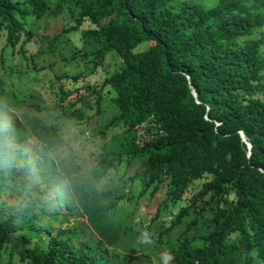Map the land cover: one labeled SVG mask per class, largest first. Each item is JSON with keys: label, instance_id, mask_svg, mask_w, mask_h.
I'll list each match as a JSON object with an SVG mask.
<instances>
[{"label": "trees", "instance_id": "obj_1", "mask_svg": "<svg viewBox=\"0 0 264 264\" xmlns=\"http://www.w3.org/2000/svg\"><path fill=\"white\" fill-rule=\"evenodd\" d=\"M61 11L60 29L36 30ZM0 39V64L19 58L0 110L20 144L74 123L91 155L70 173L42 156L35 184L0 169V264H264V0H0ZM56 57L80 68L42 89L8 81H41Z\"/></svg>", "mask_w": 264, "mask_h": 264}, {"label": "clouds", "instance_id": "obj_2", "mask_svg": "<svg viewBox=\"0 0 264 264\" xmlns=\"http://www.w3.org/2000/svg\"><path fill=\"white\" fill-rule=\"evenodd\" d=\"M9 113L10 110L6 107L0 110V169L7 171L20 167L25 171L29 182L35 184L39 179L41 157L46 155L49 163L55 165L60 172L72 171L83 151L82 141L77 140L72 126L62 130L58 141H29L21 145ZM138 239L141 243H150L146 232H142Z\"/></svg>", "mask_w": 264, "mask_h": 264}, {"label": "rangeland", "instance_id": "obj_3", "mask_svg": "<svg viewBox=\"0 0 264 264\" xmlns=\"http://www.w3.org/2000/svg\"><path fill=\"white\" fill-rule=\"evenodd\" d=\"M194 1H199L203 4H209V3L214 2V0H194ZM65 21H66V15L63 11H61L60 13L53 15V16L47 15L36 23V30L47 32V33L51 34L52 32H55L56 30L60 29L61 25L64 24ZM87 25H89L88 20L83 22V26H87ZM78 39H79V34L77 32L61 35L58 39L59 41L57 42L58 49H59L60 53H65L66 51H68L69 47L72 46L73 44H76ZM0 44H1V39H0ZM35 46L36 45L33 42L30 45H28L27 47L32 49L33 47L35 48ZM145 46H146V43L143 42V43H140L139 45H137V48H143ZM18 59L19 58L17 55H15V56L13 55L12 57H10V54L8 53V51L5 52L4 53V62L2 64H0V74H1L2 69H5L7 71V67H6L7 64L17 62ZM39 59H40L39 62H41V63H45L47 60L46 55H44V54L39 55ZM56 59L57 60H55L51 69L47 68L46 70H44L45 76L42 77L41 81L40 80H36V81L34 80V77L37 74L33 70L28 71L26 73H20V74H18L15 71L9 72L7 74V77L9 79L8 81H10L12 83V85H14L19 91H21V90L26 91V90L30 89L31 87L42 89L40 86L43 84V82L48 83V80H46L47 78L53 79L51 71L61 72L64 69L65 70L66 69L75 70L77 68H80L79 63H77V62L75 64H72V65L68 64V65L62 66L61 65L62 60L60 59V57H56ZM115 62H116V59L112 58L111 55L108 54L106 56L105 68L111 69L115 65ZM101 74H102V70H101ZM105 100L107 102H105L103 100V102L101 103L102 111L99 114V115H101V118L107 117V115H109L110 108H111L108 100L107 99H105ZM9 108L12 109L11 107H9ZM98 121H99V116H94L91 118V122H98ZM67 126H72V128L75 130V133L77 134V137H76L77 140L82 141V147H83V151L81 153L82 158L79 159V161L81 162L82 169H85L91 163V155L89 154L88 149H87V147H89L90 143L85 141L80 136H85L86 132L84 130L83 135H80L79 134L80 132L74 123H68V124L64 123L62 125L63 128H66ZM102 182H104V180ZM99 185H101V184H99ZM136 186H138V185H136ZM129 206H131V205H129ZM79 217H84V215H81ZM72 221L73 220L70 218L69 223H71ZM50 222H52V224L54 225L53 231H55L56 230V221L53 218H50ZM165 250L166 249H163L161 252L163 253ZM151 258H152V264H156V261L154 260L153 256ZM1 263L4 264L3 261Z\"/></svg>", "mask_w": 264, "mask_h": 264}, {"label": "water", "instance_id": "obj_4", "mask_svg": "<svg viewBox=\"0 0 264 264\" xmlns=\"http://www.w3.org/2000/svg\"><path fill=\"white\" fill-rule=\"evenodd\" d=\"M190 91H191L192 95H194V91H193V88L192 87H191ZM239 133H240V137L242 139H244V135H243V133L240 130H239ZM245 143H246V146L248 148L249 147V142L247 140H245ZM247 152H248V150H247Z\"/></svg>", "mask_w": 264, "mask_h": 264}]
</instances>
